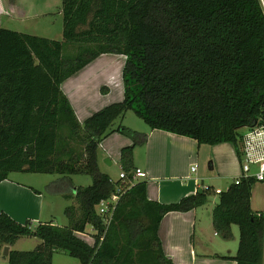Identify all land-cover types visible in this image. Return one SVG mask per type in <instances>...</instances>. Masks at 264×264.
I'll return each mask as SVG.
<instances>
[{
	"label": "trees",
	"instance_id": "1",
	"mask_svg": "<svg viewBox=\"0 0 264 264\" xmlns=\"http://www.w3.org/2000/svg\"><path fill=\"white\" fill-rule=\"evenodd\" d=\"M63 40L0 26V182L12 171L88 173L93 184L66 198L67 225L31 226L0 211V254L8 264H55L65 252L82 264H176L161 246L159 226L170 212L205 206L216 193L175 203L149 200L145 180L121 198L106 229L97 205L116 192L100 170L99 146L119 132L133 145L121 150L130 173L136 145L148 134L120 124L133 110L152 129L196 139L230 142L239 151V128L264 122V8L261 0H62ZM105 53L125 56L124 98L81 123L61 89L67 78ZM256 180L232 182L212 207L216 231L226 239L238 225L236 264H264V211L252 207ZM37 192V190H35ZM90 224L94 243L78 235ZM106 229V231H105ZM105 231L104 239L100 237ZM41 240L33 250L16 240Z\"/></svg>",
	"mask_w": 264,
	"mask_h": 264
},
{
	"label": "crops",
	"instance_id": "2",
	"mask_svg": "<svg viewBox=\"0 0 264 264\" xmlns=\"http://www.w3.org/2000/svg\"><path fill=\"white\" fill-rule=\"evenodd\" d=\"M44 5L45 6L42 7L38 5L36 1L32 0H0V26L8 28L6 25L7 23H3L4 18L10 19L11 21H18L20 19L41 18L47 13H52V11H50V1L44 0ZM111 55L114 56L113 53L100 55L61 84L63 93L68 98L81 123H84L95 111L112 103L103 102L98 106L94 101V97H92V93L96 86V80L103 72L102 69L110 63L111 58L107 57ZM100 59L102 60L97 64V69L89 68ZM98 69L101 70L97 72ZM82 71H86L87 75L85 74V78L90 80V87H86V81L77 77ZM140 130H142L140 132L148 134V139L144 144L134 147L132 160L138 164L134 165V167H139L147 173V177L143 180L146 181L148 199L156 200L161 203H175L180 201L182 197L198 192V189L201 188L197 182L198 179L192 178L188 173L184 175L186 170L189 171L188 165L192 163V159H199L200 157L199 151H197V155L195 153L198 145L197 140L162 129H152L149 127ZM111 137L115 138L114 140L112 139V142H109L111 141ZM106 140H108L107 146H109L108 149L111 152L109 154L114 156L111 157L112 159H109L117 163H120L121 150L124 147L133 145L131 138L119 132L108 135L107 139L102 142ZM213 146L216 147V151L213 156V161H210L209 169L212 172L211 176L217 177L222 173L229 174L230 171L240 174V162L238 156H236V150L233 144L230 142H223ZM194 172H197V170ZM65 179L67 178L59 176L53 181L56 183L60 181L59 183L63 185L62 189L52 192L53 195L51 196L55 199L62 198L61 201H63L65 195L73 193L76 189V185L71 182L70 179H67L68 181ZM230 184L231 183H229L228 186ZM228 186L216 189L225 190ZM35 190H37V192ZM54 198L48 200L39 188L12 179L9 175L8 178L0 182V211H5L18 222L31 223L33 227L37 226L39 223L50 221L57 225L68 224H58L52 219H44L47 218L45 216V206L54 204ZM251 203L255 211H264L263 183L256 182L254 185ZM201 207L185 212H170L163 217L159 226V237L165 255L171 258L176 264H236V261L231 257L236 254L238 247L231 244L230 239H226L221 235L223 238L221 242L212 241L211 239L208 240L203 234L206 224L203 223L201 226L196 225L197 216ZM50 216H53V218L55 217L52 214H50ZM207 216L208 221H206V223L214 225L212 207L208 209ZM81 233H84V236H88L85 231L78 233L80 237H82ZM232 233V241H235L236 230L234 225H232ZM214 235L218 236L220 234H217L216 231ZM19 239L16 240L13 248L22 250L17 246ZM40 242L38 244H40ZM6 256L7 255L3 254L2 251L0 254V264H3L4 262L1 261L5 260L8 264Z\"/></svg>",
	"mask_w": 264,
	"mask_h": 264
},
{
	"label": "rangeland",
	"instance_id": "3",
	"mask_svg": "<svg viewBox=\"0 0 264 264\" xmlns=\"http://www.w3.org/2000/svg\"><path fill=\"white\" fill-rule=\"evenodd\" d=\"M32 1H36L37 4L42 7L45 6L44 0H32ZM47 1H50L51 4L50 11H52V13H47L46 15H44V17L41 18L20 19L18 21L17 20L11 21L10 19L4 18L3 23H7L6 24L7 27L11 29L20 30L26 33L29 32L42 37L45 36L47 38L50 37L51 39L63 40V15L61 13L62 0H47ZM113 54L114 56L111 55L107 57V58H111V61L109 64H107L106 67L102 69L103 72L96 80L95 90L92 93L93 95L92 97H94V101L95 103H97L98 106L101 105L103 102L109 103L118 100L121 101V99L124 98V84H123L122 73L125 64V56L122 54H116V53ZM101 60L102 59H100L98 62L96 61L89 68H96L97 64ZM100 70L101 69H98L97 72ZM85 74L86 71H82L80 75H78L77 77L81 78L83 81H86L85 82L86 87H90L91 86L90 80L88 78H85ZM120 124H122L125 127H129V128L132 127L131 129L135 128L136 130H139V132L142 131L140 129H147L150 127L133 110H128L123 118L120 117L116 119L114 122V127L117 128ZM107 137L105 139H107ZM114 138L115 137H111V141L109 142H112V139L114 140ZM107 144H108V140L102 142V144H100L99 146L98 154L100 159L99 161L100 170L104 173H107L113 181H118L122 166L120 163H117L114 160H112L113 165H109L104 162V159L114 157L112 154H109L111 152L108 149L109 146H107ZM215 148L216 147H214L213 145H209V144L201 145L198 143L195 153L197 155L198 154L197 151H199L200 157L199 159L193 158L192 163L188 165L189 171L186 170L184 173V175L188 173V175H190L192 178H197L198 184L203 189L206 188L207 186H211L214 189L225 188L228 186L229 183H232L237 176H239V173H234L233 171H230L229 174L222 173L217 177L211 176L212 172L210 171L209 167H210V161H213L214 159L213 156L215 155V151H216ZM236 156H238L237 152H236ZM133 165H138V164L136 162H133ZM193 167L197 170V172L194 171L191 172V169ZM240 170L241 168L239 169V171ZM9 177L39 188L48 200L54 198L51 196L53 195L52 192L62 189L63 186L62 183H59L60 181H58L57 183L53 182L55 179H57V177H59V174L12 171L9 173ZM70 180L76 185V187H88L93 184V177L88 173L73 174ZM68 183H63V184H68ZM217 199H218V195L216 193H212L209 196L207 204L201 207V209L199 210V214L196 220V225L201 226L203 223H205L206 226L204 228V233H203L205 238L208 240L211 239L212 241L221 242V240H223L222 236L214 235L216 232L214 225H210L206 223V221H208V216H207L208 209L214 206V203L217 202ZM61 200L62 198L60 199L54 198V204H51L50 206L49 205L45 206V216L47 218L44 219L47 220L52 219L58 224L69 222V220H67L68 218L65 213V207L76 203L75 199L65 197L63 201ZM50 214L54 215L56 218L55 217L53 218V216H50ZM234 228L236 230V239L235 241H232L233 238H231L230 242L231 244H234L235 247L236 246L238 247V242H239L238 225L234 224ZM85 231L88 234V236L82 235V238H84L88 243L93 244L94 243L93 234L95 233L93 227L90 224H88ZM217 234L219 233L217 232ZM39 242L40 239L38 238L32 236L31 237L25 236L19 239L17 246L22 250H33L37 247ZM1 262H4L3 264H7L6 260ZM54 263L82 264L76 258H73L67 253L61 251L56 252L54 254Z\"/></svg>",
	"mask_w": 264,
	"mask_h": 264
},
{
	"label": "built area",
	"instance_id": "4",
	"mask_svg": "<svg viewBox=\"0 0 264 264\" xmlns=\"http://www.w3.org/2000/svg\"><path fill=\"white\" fill-rule=\"evenodd\" d=\"M261 2L264 8V0H261ZM238 132L240 151L238 158L241 170L239 176L233 182L238 184L242 179L252 177L256 182L264 184V122H257L250 126L241 127ZM195 170L193 167L192 171ZM146 177V171L139 167H134L130 173L121 169L119 177L121 183L116 184V192L109 198L101 200L97 205V211L101 215L106 229L115 216L122 196L137 182ZM215 191L216 193H220L222 190L215 189ZM105 231L100 237L101 241L104 239ZM81 234L85 235L84 233Z\"/></svg>",
	"mask_w": 264,
	"mask_h": 264
},
{
	"label": "water",
	"instance_id": "5",
	"mask_svg": "<svg viewBox=\"0 0 264 264\" xmlns=\"http://www.w3.org/2000/svg\"><path fill=\"white\" fill-rule=\"evenodd\" d=\"M104 162L109 165H112V161L109 158L104 159ZM198 192H203V188H199ZM9 249V246L4 247L3 254L7 255L9 253Z\"/></svg>",
	"mask_w": 264,
	"mask_h": 264
}]
</instances>
